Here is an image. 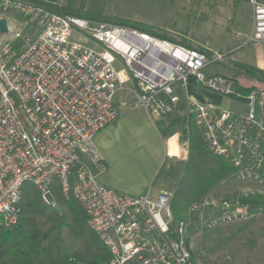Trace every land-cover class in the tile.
<instances>
[{
  "label": "built area",
  "instance_id": "built-area-1",
  "mask_svg": "<svg viewBox=\"0 0 264 264\" xmlns=\"http://www.w3.org/2000/svg\"><path fill=\"white\" fill-rule=\"evenodd\" d=\"M249 3L253 23L245 45H262L264 0ZM0 20L7 23V31H0L1 228L18 223L27 184L53 205L54 180L65 197L72 193L83 205L110 254L102 264H199L186 241L192 224L213 230L256 216L238 197L208 195L173 230V193L132 196L98 178L107 167L94 140L120 117L114 102L119 89L134 82L135 105L153 120L178 106L175 86L186 91L190 80L228 97L233 82L206 74L224 54L209 56L135 28L64 14L55 0H0ZM74 33L80 40H71ZM235 99L245 101L247 110L216 108L186 94L209 150L233 166V179L264 194V91Z\"/></svg>",
  "mask_w": 264,
  "mask_h": 264
},
{
  "label": "rangeland",
  "instance_id": "rangeland-1",
  "mask_svg": "<svg viewBox=\"0 0 264 264\" xmlns=\"http://www.w3.org/2000/svg\"><path fill=\"white\" fill-rule=\"evenodd\" d=\"M55 1L60 9L68 5V0ZM78 3L84 4L83 12L92 13L99 19L107 18L109 23L151 30L177 41L186 40L197 49L204 47L213 54H224L222 62L206 69L207 75L218 74L231 81L237 74L233 69L236 63L264 69V44L245 45L253 23L248 1L240 5L226 0H78ZM71 40L78 41L80 37L74 33ZM89 45L95 46V43L91 41ZM237 80L245 86L251 84L243 75H237ZM135 88L136 84L129 82L117 91L114 102L118 110L123 108V103L136 102ZM175 88H181V85ZM203 92L222 108L247 110V106L236 99L207 89H203ZM181 97H185L184 91ZM130 139L133 140V137ZM142 152L145 157V150ZM124 156L127 158L126 154ZM123 166L119 167L121 175L130 177L134 172L133 167ZM161 173H165V170ZM257 191L256 185L232 179L224 181L211 195L231 199ZM52 206L60 211L55 202ZM188 235L199 264H264V212L247 222L213 230L194 227Z\"/></svg>",
  "mask_w": 264,
  "mask_h": 264
},
{
  "label": "trees",
  "instance_id": "trees-1",
  "mask_svg": "<svg viewBox=\"0 0 264 264\" xmlns=\"http://www.w3.org/2000/svg\"><path fill=\"white\" fill-rule=\"evenodd\" d=\"M226 1H233L236 5L244 1L249 2V0ZM83 5L78 3V0H68V5L60 9V12L91 21L108 22L107 18L99 19L92 13L83 12ZM138 30L185 48L213 55L204 47L199 49L192 47L186 40L177 41L151 30ZM233 69L237 74L231 80L233 87L228 98L246 96L254 90L264 91V69L239 63L234 64ZM237 75H243L251 84L249 86L239 84ZM175 110L156 121L162 133L180 124L183 127L182 142H186L187 159L184 171L171 199L173 230L179 221L187 218L188 210L194 203L211 195L224 181L232 180L231 176L234 173L233 166L227 160L209 150L194 117L189 112L181 117ZM76 171L77 166L72 169V180ZM51 194L60 211L45 202L35 186L31 184L24 186L17 205L18 223L10 229L0 227V264H74V260L86 264H102L107 261L110 258L109 251L90 228L89 217L83 205L72 193L65 197L58 180L52 182ZM236 197L248 205L256 216L264 212V194L251 193L234 198ZM194 227L192 224L188 233H192ZM190 236L186 237V241L191 247ZM193 259L197 262L194 253Z\"/></svg>",
  "mask_w": 264,
  "mask_h": 264
},
{
  "label": "crops",
  "instance_id": "crops-1",
  "mask_svg": "<svg viewBox=\"0 0 264 264\" xmlns=\"http://www.w3.org/2000/svg\"><path fill=\"white\" fill-rule=\"evenodd\" d=\"M203 89L190 80L184 91L185 97H181L175 108L176 113L181 117L188 113L186 94L203 104L222 108ZM176 90L178 93L183 91L182 87ZM242 102L247 106L245 101ZM135 103H123V108L119 110L120 117L95 137L94 145L107 167L106 172L98 175V178L107 187L132 196H141L148 191L153 198L163 192L174 193L187 159L186 142H182L181 136L183 127L178 124L162 133L156 125L160 119L153 120L146 109ZM142 150L146 152L145 157ZM122 165L133 167L134 172L130 177L121 175L119 167ZM92 168L97 172L95 167ZM163 170L165 173L162 174Z\"/></svg>",
  "mask_w": 264,
  "mask_h": 264
},
{
  "label": "water",
  "instance_id": "water-1",
  "mask_svg": "<svg viewBox=\"0 0 264 264\" xmlns=\"http://www.w3.org/2000/svg\"><path fill=\"white\" fill-rule=\"evenodd\" d=\"M0 31L1 32H6L7 31V23H6L5 20H0ZM49 201H50L49 203H51L52 199L49 200Z\"/></svg>",
  "mask_w": 264,
  "mask_h": 264
}]
</instances>
